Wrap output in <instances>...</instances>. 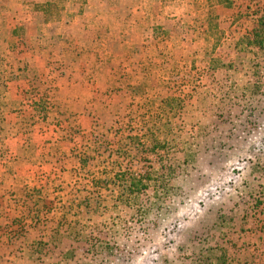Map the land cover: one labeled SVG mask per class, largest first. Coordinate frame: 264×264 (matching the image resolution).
Instances as JSON below:
<instances>
[{
    "label": "rangeland",
    "instance_id": "rangeland-1",
    "mask_svg": "<svg viewBox=\"0 0 264 264\" xmlns=\"http://www.w3.org/2000/svg\"><path fill=\"white\" fill-rule=\"evenodd\" d=\"M132 1L108 0L131 46L113 51L103 21L88 34L105 85L85 75L76 103L44 82L36 110L63 115L51 124L69 150L20 166L33 188L0 197V264H264V53L249 44L264 0ZM54 2L51 24L67 5Z\"/></svg>",
    "mask_w": 264,
    "mask_h": 264
},
{
    "label": "crops",
    "instance_id": "crops-1",
    "mask_svg": "<svg viewBox=\"0 0 264 264\" xmlns=\"http://www.w3.org/2000/svg\"><path fill=\"white\" fill-rule=\"evenodd\" d=\"M48 1L0 0V197L10 188H14L15 191L16 188L24 189L27 192L33 188L28 182L27 175L17 172L20 166L29 164L36 165V168L45 167L48 165L47 160H51L53 156L63 155L67 149L69 150L70 141L63 135L64 128L53 130L57 126L51 124L55 120L59 121L57 119L63 118V115L36 110V102L47 93L44 82L56 79L59 94L57 100L69 99L80 103L84 99L83 96L87 95L82 93H86L83 92L85 91L83 88L87 90L89 84L87 80L90 79V76L85 75L92 73L94 79L97 81L99 79L96 86L105 85L102 79V76L105 77L103 72L112 77L113 72L109 70L108 65L96 59L99 50L97 48L92 50L86 45L90 40L88 36L90 29L99 26L102 21L106 23L110 30L107 35L111 37L110 39L108 37V42L119 43V46L112 44L113 51L114 47L118 49L120 47L121 51L125 46L127 48L134 43L130 39H121L125 35L128 38L132 37L130 32L133 31L132 24L128 23L125 31L112 28L111 24L118 20L111 17L113 8H110L108 0H88L83 13L77 10V0H67L64 16L55 24L46 23L43 15L36 10V5H43ZM124 1L120 0V4ZM94 5L96 8L92 10ZM98 5L109 7L106 15H100ZM132 11L134 20L131 23L140 21L144 25L150 20L148 10ZM174 16L177 17V14ZM66 22L73 27L68 30L62 27L63 31L53 29L54 25ZM79 23L80 25H77ZM145 31H149L148 26ZM59 36L64 42L62 47H52L51 41ZM53 61H59L60 65L66 68L64 76L55 72ZM129 62L132 63L133 59H129ZM133 68L136 66L133 65ZM86 71L88 73H85ZM35 80H39L37 86ZM98 93L99 91L91 92L92 95ZM51 132L55 133L56 138L49 137ZM32 153L38 154V162L34 158L35 155L31 156Z\"/></svg>",
    "mask_w": 264,
    "mask_h": 264
},
{
    "label": "trees",
    "instance_id": "trees-1",
    "mask_svg": "<svg viewBox=\"0 0 264 264\" xmlns=\"http://www.w3.org/2000/svg\"><path fill=\"white\" fill-rule=\"evenodd\" d=\"M55 6L56 5H55L54 0H49L46 4L36 5V10L40 11V13H43V17H44L46 23H51L53 21H56V19H57L56 18L57 15H56V17L53 16L54 15L53 11H54ZM249 39H250L249 40L250 45H253L255 47H259L264 53V15L259 17L256 24L253 26V31H252V34L250 35ZM131 140L134 143H137L136 145L141 146L139 144L140 142L138 141V139L131 138ZM152 151H154V150H152ZM152 153H154V152H152ZM108 157H111V154H109ZM162 169H163V167H162ZM134 186H135V183H131L130 187H134ZM123 195H124V193H123ZM123 195H119L117 197V200L122 201L125 204H129V202H126V201H128V199L123 198L124 197Z\"/></svg>",
    "mask_w": 264,
    "mask_h": 264
}]
</instances>
